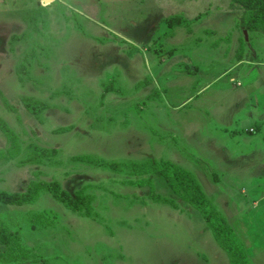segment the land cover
Masks as SVG:
<instances>
[{"label":"rangeland","instance_id":"374dc122","mask_svg":"<svg viewBox=\"0 0 264 264\" xmlns=\"http://www.w3.org/2000/svg\"><path fill=\"white\" fill-rule=\"evenodd\" d=\"M5 1L0 118L10 133L0 132V193L58 182L72 197L90 195L91 202L88 215L65 209L46 192L21 206L0 203V225L17 233L10 247L0 244V264H230L202 217L162 179L151 176V187L138 186L139 177L127 172L75 160L83 155L117 163L154 158L187 169L237 234L248 264H264V169L248 174L262 175L261 194H226L229 174L244 191L246 180L236 172L253 161L239 159L235 169L224 159L223 166L217 147L238 149L235 135L245 132L239 126H249L252 138L243 144L260 146L264 165V34L243 30V9L231 0H56L42 8L38 0ZM86 15L88 24L108 25L141 50L103 28L94 36L92 27H81ZM173 15L190 21V34L180 27L173 40L166 38L174 28L165 20ZM75 24L80 36L70 33ZM145 56L156 58L142 65ZM190 63L204 70L205 91L172 73ZM110 81L112 91L105 93ZM24 98L42 111L29 114ZM32 145L55 155L24 161ZM149 192L169 203L152 200Z\"/></svg>","mask_w":264,"mask_h":264},{"label":"trees","instance_id":"16d2710c","mask_svg":"<svg viewBox=\"0 0 264 264\" xmlns=\"http://www.w3.org/2000/svg\"><path fill=\"white\" fill-rule=\"evenodd\" d=\"M231 1L236 3L244 11L241 20V27L243 30L247 32H261L264 34V0ZM165 22L172 29L176 27H185L186 31L190 33V21L185 20L181 15L169 16L166 18ZM105 90L112 91V88L107 85ZM22 103L29 114L37 116L42 111V105L39 102L33 101L31 98H24ZM8 109L10 112L16 110L11 106H8ZM69 129L70 127L60 128L54 132H68ZM0 132L4 135L10 133L8 125L2 118H0ZM31 148L32 150L29 152L28 158H26L27 160L25 159L24 161L38 162L42 158L49 159L55 155L54 149L38 148L34 145H32ZM16 149H18L17 146ZM75 160L92 166L105 167L116 172H127L131 176L139 177L135 182L138 186L148 185L151 187V176L162 179L163 183L182 201V203L190 205L198 212L207 228L211 231L215 242L227 254L230 264H248L246 250L237 234L204 195L200 184L190 171L171 161H158L154 158L142 162L117 163L106 162L90 155H83L75 157ZM40 192L50 194L55 201L59 202L67 210L74 211L83 209L85 215L89 214L91 196L74 194L72 197L66 190L60 187L58 182H31L28 184L25 191L0 193V203L9 206H21L37 199ZM148 194H151L149 196L154 201L161 200L163 203H169L167 199H159L153 192H149ZM16 237V232L7 230L0 225V244H7L10 247V242H14ZM2 257V253L0 252V261L3 259Z\"/></svg>","mask_w":264,"mask_h":264},{"label":"crops","instance_id":"0c3cea01","mask_svg":"<svg viewBox=\"0 0 264 264\" xmlns=\"http://www.w3.org/2000/svg\"><path fill=\"white\" fill-rule=\"evenodd\" d=\"M39 1V5H40V7L42 8V7H47V6H49L51 3H55L56 2V0H43V3H41L40 2V0H38ZM57 1H59V0H57ZM74 2L75 1H80V0H73ZM100 1V0H99ZM121 1H125V0H121ZM84 2H86L87 4H84V5H91L92 4V0H86V1H84ZM0 3H2V6H4L5 8L7 7V2L4 0V1H2V2H0ZM75 3H77V4H79L78 2H75ZM157 11H158V9H157ZM152 12V11H151ZM86 17H87V15H86ZM162 17H166V16H162ZM82 19V18H81ZM88 20H89V18L87 17V19L85 20V19H82V20H80L81 21V27H83L84 29H86V30H88L89 28H93V35L94 36H99L100 35V33H102V32H100V33H98V30L96 29L95 30V28L96 27H98V28H103L104 29V31L106 30V31H108V33H110V35H112V36H115L116 38H118L119 40H123L124 42H127L128 43V45H134V46H132V49L133 50H141V48H137V46H135V43H134V40L133 41H128L129 40V38H125L124 37V35H119V34H114L113 33V31H110V29H108V25H105V24H99V23H97V25H91V24H88ZM92 20V19H91ZM194 20V19H193ZM90 21V20H89ZM159 21V20H158ZM133 23H134V25L136 26L137 25V22H135V21H133ZM78 24H75L74 25V27L71 25V27H70V33H74V34H77V35H81V32L79 31L78 33H77V28H78ZM12 27V26H11ZM155 28H158V26L156 25L155 27H151L150 28V35L152 36L154 33H155ZM181 28L180 27H176V28H174L173 29V32H172V34L170 35V36H168V37H166V38H168V40H173L174 39V37H175V35H176V33L178 32V30H180ZM78 30H79V28H78ZM89 31V30H88ZM115 32V31H114ZM186 33H188L187 31H186ZM57 34H58V29H56L55 30V32H54V35L55 36H57ZM66 34V28L64 27V30H63V32H62V34H60L59 35V40H62L63 39V36ZM99 34V35H98ZM188 34H190V33H188ZM15 37H18L19 39H21L20 38V36H18V35H16V36H13V38H15ZM17 38V39H18ZM161 41V40H160ZM124 45L126 46L127 44L126 43H124ZM159 50H156L155 52H158ZM117 53V52H116ZM162 52H160V53H158V54H161ZM126 54H128V55H131V52L129 51V52H127ZM146 54V53H145ZM170 57H171V55H170ZM169 57V58H170ZM153 58H156V56H154ZM153 58H151V57H147V56H145V62H141L142 63V65H149L150 66V64H152V59ZM159 64H163V63H156L155 65H156V71L158 70V68H159ZM193 67H191L190 69H183L182 68V66H180L179 67V69L178 68H176L172 73L174 74V75H176L177 77H179V78H184V80H186V81H191V82H193V84L195 83V85H197V88L199 87L200 89H197V90H200L201 92L202 91H205L208 87H209V85H210V82L209 81H207V80H205L204 78L202 79V80H199L200 79V76L199 75H203V74H201L204 70H198V67L196 66V65H193V63H190ZM127 67H129V66H127ZM152 67V66H151ZM178 69V70H177ZM141 75V74H140ZM140 75H138V76H140ZM157 76L158 77H162V78H166V77H164V75H158L157 74ZM173 78H175V76L173 77ZM192 78V79H191ZM231 80L233 81V78H231ZM200 81V82H199ZM144 82L145 83H149V78L148 77H145L144 78ZM166 82L168 83V80H166ZM204 82H206L207 84L205 85L204 84ZM138 84H140V85H142V82H138ZM107 85H109L110 87H112V85H113V83L110 81V82H107L106 84H105V88H106V86ZM237 85H238V83H237ZM196 90V91H197ZM108 92H111V91H106L105 93H108ZM199 92V91H198ZM147 98H150L151 96L150 95H147L146 96ZM241 124H244V123H241ZM261 126H263V124L261 125ZM241 127V128H240ZM215 128H220V127H215ZM243 128V131H245L244 133L241 131V133L239 132L237 135H235V137H236V140H237V147H238V149H236V150H232V149H229V147L227 146V145H221V144H219L217 147H218V149H219V153H221V161H219V163L221 164L222 163V161L224 160V159H228V161H230V160H233V165H234V167L233 168H235V166H236V163L239 161V159L241 160V159H249V160H252L253 162H252V164L250 165L249 164V166L247 167V169H245V171L244 172H242L241 170H237V172H236V175H240V176H243V178H245V180L246 181H244V183H242V185H243V187H245V189H244V191L241 193V182H239L240 183V185H236V183H234L233 182V180H234V177L232 176V174H229L228 176H227V181L230 183V184H232V187H227V186H224V192L226 193V194H252L253 192H256V191H259V189H258V187H260V186H262V182H263V180H261V178H262V175L260 174V175H256V174H251V175H248L249 174V172H256V171H259V170H257V168H259V167H262V169L261 170H263L264 169V165H262L263 163H261L260 161H261V158L260 157H262V154H261V150H262V148H260V146H256V147H258L257 149L256 148H254L253 149V147L250 145V144H247V145H244L243 144V140H245V139H249V138H252V137H249V135L250 134H247L246 133V131H248V130H250V128H249V126H239V130H241ZM226 128H224L223 130H225ZM234 130V129H233ZM218 131V130H217ZM230 131H232V130H229V132ZM228 132V130H226V134H231V133H229ZM203 134H205V135H207V133L206 132H202ZM212 134H214V133H216V131H213V132H211ZM247 135V136H243V135ZM263 137V136H262ZM243 138V139H242ZM226 146V147H225ZM224 147H225V149H224ZM256 149V150H255ZM225 150H226V152H225ZM227 151L229 152L228 154H227ZM239 156H240V158H239ZM248 160V161H249ZM222 165L224 166V164L222 163ZM180 166V165H179ZM229 166V165H228ZM182 167V166H181ZM183 168V167H182ZM208 168V167H207ZM232 168V169H233ZM185 169V168H184ZM236 169V168H235ZM187 170V169H186ZM260 170V171H261ZM264 172V171H263ZM217 174V173H216ZM214 176V178L216 179V183H220V181L222 180L221 178H219V176L217 177V175H213ZM214 179V180H215ZM241 179V178H240ZM198 181V180H197ZM247 183V184H246ZM254 189V191H253V189ZM252 189V190H251ZM202 190V189H201ZM202 192L204 193V194H206V192H204L203 190H202ZM260 192V191H259ZM260 194H261V192H260ZM164 204H167V203H164ZM245 248V247H244Z\"/></svg>","mask_w":264,"mask_h":264},{"label":"built area","instance_id":"2783aa9c","mask_svg":"<svg viewBox=\"0 0 264 264\" xmlns=\"http://www.w3.org/2000/svg\"><path fill=\"white\" fill-rule=\"evenodd\" d=\"M41 3H43V0H40Z\"/></svg>","mask_w":264,"mask_h":264}]
</instances>
